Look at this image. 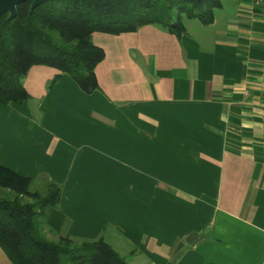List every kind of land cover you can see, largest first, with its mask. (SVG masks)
Returning a JSON list of instances; mask_svg holds the SVG:
<instances>
[{"label": "crops", "instance_id": "0c3cea01", "mask_svg": "<svg viewBox=\"0 0 264 264\" xmlns=\"http://www.w3.org/2000/svg\"><path fill=\"white\" fill-rule=\"evenodd\" d=\"M186 27L95 32L91 94L33 66L31 101L0 105V166L58 183L51 228L128 264H264V6Z\"/></svg>", "mask_w": 264, "mask_h": 264}, {"label": "trees", "instance_id": "16d2710c", "mask_svg": "<svg viewBox=\"0 0 264 264\" xmlns=\"http://www.w3.org/2000/svg\"><path fill=\"white\" fill-rule=\"evenodd\" d=\"M225 1L47 0L34 9V0L23 2L15 17L0 15V105L31 101L24 80L36 65L59 70L91 94L99 90L96 68L105 58L92 42L95 32L155 25L181 37L187 20L211 25ZM0 189L6 191L0 192V247L13 264H128L103 236L74 238L51 228L62 195L58 183L0 166Z\"/></svg>", "mask_w": 264, "mask_h": 264}, {"label": "water", "instance_id": "95a60500", "mask_svg": "<svg viewBox=\"0 0 264 264\" xmlns=\"http://www.w3.org/2000/svg\"><path fill=\"white\" fill-rule=\"evenodd\" d=\"M28 0H0V15L5 12H8L13 18L17 14V7L19 4L26 2ZM47 0H34L32 8L38 7L40 4Z\"/></svg>", "mask_w": 264, "mask_h": 264}, {"label": "built area", "instance_id": "2783aa9c", "mask_svg": "<svg viewBox=\"0 0 264 264\" xmlns=\"http://www.w3.org/2000/svg\"><path fill=\"white\" fill-rule=\"evenodd\" d=\"M255 2L258 6H264V0H255ZM263 104H264V101H263Z\"/></svg>", "mask_w": 264, "mask_h": 264}, {"label": "rangeland", "instance_id": "374dc122", "mask_svg": "<svg viewBox=\"0 0 264 264\" xmlns=\"http://www.w3.org/2000/svg\"><path fill=\"white\" fill-rule=\"evenodd\" d=\"M37 189H38V187H37V186H32V190H34V191H35V190H37ZM0 192H2V193H4V194H5V192H6V191H5V190H1V189H0ZM53 237H54V236H53Z\"/></svg>", "mask_w": 264, "mask_h": 264}]
</instances>
